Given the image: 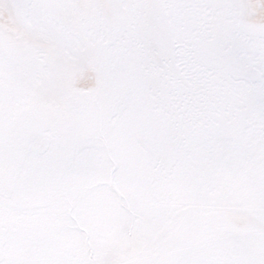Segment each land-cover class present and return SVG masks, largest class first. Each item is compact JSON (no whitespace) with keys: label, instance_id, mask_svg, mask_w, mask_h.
I'll use <instances>...</instances> for the list:
<instances>
[{"label":"snow or ice","instance_id":"obj_1","mask_svg":"<svg viewBox=\"0 0 264 264\" xmlns=\"http://www.w3.org/2000/svg\"><path fill=\"white\" fill-rule=\"evenodd\" d=\"M0 264H264V0H0Z\"/></svg>","mask_w":264,"mask_h":264}]
</instances>
